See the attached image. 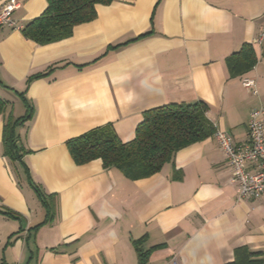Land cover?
I'll use <instances>...</instances> for the list:
<instances>
[{
    "label": "crops",
    "instance_id": "obj_1",
    "mask_svg": "<svg viewBox=\"0 0 264 264\" xmlns=\"http://www.w3.org/2000/svg\"><path fill=\"white\" fill-rule=\"evenodd\" d=\"M14 1L20 28L0 27V264H138L140 251L142 264H264V198H237L213 136L138 179L77 165L66 146L108 124L127 142L146 110L194 102L245 141L264 108V0H113L47 44L21 32L47 0Z\"/></svg>",
    "mask_w": 264,
    "mask_h": 264
},
{
    "label": "trees",
    "instance_id": "obj_2",
    "mask_svg": "<svg viewBox=\"0 0 264 264\" xmlns=\"http://www.w3.org/2000/svg\"><path fill=\"white\" fill-rule=\"evenodd\" d=\"M112 1L47 0L45 10L28 22L21 32L38 44L64 39L76 25L95 18L97 5H107ZM244 55L246 65L251 66L255 61L253 51L247 48ZM33 77H29L28 81ZM7 105L8 101L0 97V114ZM206 110L207 105L203 102L162 105L144 112L133 139L127 142H122L113 126L108 124L69 139L66 146L77 165L100 159L103 167L117 168L129 179L147 177L171 161L180 149L213 136L215 127L207 119ZM3 141L7 152H13L15 144L8 124L4 126ZM34 188L43 200L47 214L51 215L53 195L45 197L37 185ZM145 256V252H139L138 264L144 262ZM232 264H242V260H235Z\"/></svg>",
    "mask_w": 264,
    "mask_h": 264
},
{
    "label": "built area",
    "instance_id": "obj_3",
    "mask_svg": "<svg viewBox=\"0 0 264 264\" xmlns=\"http://www.w3.org/2000/svg\"><path fill=\"white\" fill-rule=\"evenodd\" d=\"M17 7L18 3L14 0L0 3V27L20 28L12 17ZM262 42L264 25L255 39L258 45ZM241 83L243 87L253 91L252 79L243 78ZM213 137L233 171L231 182L235 184L237 198H264V108L260 107L250 112L247 138L242 143H233L231 136L220 129H215ZM247 165L252 169H247Z\"/></svg>",
    "mask_w": 264,
    "mask_h": 264
}]
</instances>
